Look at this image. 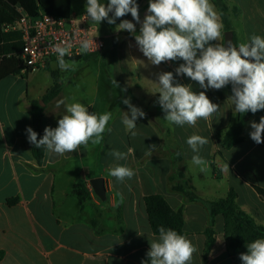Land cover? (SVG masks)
Wrapping results in <instances>:
<instances>
[{"label": "crops", "instance_id": "0c3cea01", "mask_svg": "<svg viewBox=\"0 0 264 264\" xmlns=\"http://www.w3.org/2000/svg\"><path fill=\"white\" fill-rule=\"evenodd\" d=\"M236 37V46L249 42L250 37H264V0H224ZM107 3V0H100ZM149 0H137L141 22L147 13ZM211 2V1H210ZM86 0H71L70 16L85 13ZM237 8L238 16L234 17L231 8ZM215 8V7H214ZM217 11V9L215 8ZM218 13V12H217ZM127 19L136 25L139 34L140 23L133 20L131 14L118 18L114 34L122 36L125 42L123 57L127 72L121 71L118 65H110L106 71L101 54L89 60L66 61L74 62L73 67L61 71L58 62L47 63L51 70H59L62 89L60 93L45 105L40 125L55 128L58 120L66 114V106L79 102L88 107L90 112L103 114L114 112L99 145L88 144V149L79 147L75 152L57 155L45 150L41 168L39 169L29 153V141L26 128L30 127V102L39 101L52 84L48 83L39 92L28 89L27 79L11 75L9 71L0 72V264H142L147 262V252L152 240L157 239L151 232L143 197L152 194L161 195L169 206L176 210L180 207L184 212L183 230L186 237L197 248L191 264H233V258H240L247 252V244L229 254L225 248L221 215L214 218L216 242L206 263L202 262L205 243L203 231L208 223V213L203 206L195 202H186L183 195L171 190L167 181L171 163L167 152L158 154L161 136L153 122L164 118L165 113L157 103L159 98L158 75L162 72H173L183 61L152 65L136 44L134 34L126 30L117 32V25ZM117 41H119L117 39ZM223 43V39L217 41ZM107 50V49H106ZM105 52V51H104ZM4 59L1 60V63ZM1 70V67H0ZM71 74L70 82L77 86L89 84L92 76L98 85L106 86V95L96 93L86 96L65 93V76ZM115 79L119 87L112 83ZM183 84H191L193 91H204L196 82L185 76H176ZM26 81L24 86L23 82ZM88 81V82H87ZM126 89V91H122ZM80 89H77V92ZM214 90V89H209ZM73 91V90H72ZM223 99L214 102L220 105L219 110L207 121L200 119L195 126L185 124L178 126L163 122L162 127L168 128L173 142L180 148L182 160L180 169L195 188L197 194L207 200L223 198L232 189L236 193L237 205L251 215L257 222L264 225V200L254 186L264 189V148L250 138L252 121L259 123L261 116H254L243 131L244 141L222 151V157L229 170L225 176L216 179L210 169V160L215 148L214 134L217 130L229 125L234 105L228 97L231 85L218 90ZM104 104L96 105L97 98ZM125 98L145 112L138 118L137 126L128 129L123 124L124 112H129L122 103ZM63 101V103H60ZM43 105V106H44ZM42 106V105H41ZM135 132L136 135H132ZM193 134L208 138L199 155L207 161V170L201 171L200 166L192 163L194 153L186 143ZM155 145L149 153V147ZM117 150L127 154V159L116 160L111 152ZM93 156L92 163L89 160ZM79 162V164H78ZM88 168V181L95 177H103L106 200L99 203L89 186L85 188L90 194L89 202H81L69 194L66 180L55 170L64 165L71 169L75 165ZM131 168L135 175L123 182L109 175V169L116 165ZM57 182H59L57 184ZM66 191L67 196L64 194ZM16 199L12 206L7 201ZM96 207L101 212V224L105 232L95 235L88 224ZM118 210L121 224L115 223V211ZM115 232H112V231ZM150 264V262H148Z\"/></svg>", "mask_w": 264, "mask_h": 264}, {"label": "clouds", "instance_id": "9594fccd", "mask_svg": "<svg viewBox=\"0 0 264 264\" xmlns=\"http://www.w3.org/2000/svg\"><path fill=\"white\" fill-rule=\"evenodd\" d=\"M85 13L97 24L107 21L110 25L130 13L133 20L141 25L139 34H136V25L127 19L117 25L116 31L126 30L134 34L139 50L152 65L183 61L175 69L176 76L190 78L204 91H193L191 84L178 82L173 72L160 73L157 103L169 124L195 126L200 119L209 120L220 105L213 103L206 91L220 90L229 85L231 95L228 99L237 113L255 114L264 110V37L253 34L249 42L240 43L238 47L232 42H228L227 46L225 42L217 43L224 39L223 24L210 0H149L142 22L137 0H107V3L86 0ZM89 47V42L84 41L81 51L87 52ZM54 51L61 71L73 67L74 62L64 59L68 55V47L57 44ZM112 83L119 87L115 79ZM122 103L129 109V112H124L122 122L128 129H134L137 119L143 118L145 112L134 106L130 98L123 99ZM111 118V112L96 114L82 103H70L66 106V114L58 120L57 127H45L40 139L31 127H27V138L36 148L64 155L89 143L99 145L103 133L111 131L107 128ZM250 127V138L256 144L264 143V116L260 117L259 123L252 121ZM186 143L194 153L192 163L200 166L202 172L206 171L207 161L199 152L209 143L208 138L193 134ZM154 147H149V153ZM111 155L116 160L127 159L126 153L117 150H113ZM225 170H229L228 164ZM109 175L123 182L131 179L135 172L118 164L109 169ZM149 243L148 261L142 264H191L197 251L185 235L164 227L159 228L158 238ZM246 247L247 252L240 254L242 264H264V238H258Z\"/></svg>", "mask_w": 264, "mask_h": 264}, {"label": "trees", "instance_id": "16d2710c", "mask_svg": "<svg viewBox=\"0 0 264 264\" xmlns=\"http://www.w3.org/2000/svg\"><path fill=\"white\" fill-rule=\"evenodd\" d=\"M210 1L220 15V20L223 24L222 33L231 31L233 34V43L236 46L235 32L228 15V12L230 11L229 7L224 0ZM70 5L71 0H0V62L5 58H17L19 61V64L15 61L17 65L15 69L9 71V74L18 75L21 78H24L22 76L24 74L20 73L21 61L19 54L22 49L21 34L10 29L5 30L19 19L20 11L26 13L30 17H37L39 11H42L55 18L66 19L70 16ZM231 12L234 17L238 16L237 8H231ZM101 23L110 33L115 32L116 23L111 25L108 24L107 21H103ZM124 46V41H117L114 37L111 38L110 46L104 53L101 54V60L107 72H109L110 65H118L121 71L127 72L123 62ZM94 56L96 55H84L70 60L86 61ZM61 89V83L53 80L51 86L39 101H42L45 105H47L60 93ZM206 92L214 102L220 101L224 98L222 93L218 90L208 89ZM39 101L33 100L30 102V127L38 134V139L42 138L44 134V129L40 125L44 107L39 104ZM254 116H264V110L258 111L255 114L248 112L243 116H239L236 113L232 114L231 112L229 125L215 132V148L211 155L210 169L212 175L216 179H220L225 176L224 170L227 163L222 157V151L244 141L243 131ZM153 125L161 136V145L159 147L158 154L167 152L170 158L171 170L167 181L171 184V190L182 194L186 202L199 203L208 213V223L203 231L205 243L202 254V262H207L216 242L214 218L217 215H221L223 217L225 248L229 254L236 253L243 244L251 243L258 238H264V225L257 222L251 215L237 205V196L232 189H230L223 198L215 200L203 199L197 194L190 180L185 178L184 173L180 169L182 153L180 148L173 142L169 129L162 126L160 127L156 122H153ZM258 145L264 148V143ZM29 153L36 166L39 167V169L34 170L43 172L44 170L41 166L43 163L45 149L36 148L30 143ZM253 189L257 195L264 200V189L256 186H254ZM68 192L69 194L76 196L81 202H89L91 200L90 194L85 186L82 188L79 185H75ZM15 202L16 199L8 200L7 205L12 206ZM143 202L148 223L154 236L159 235L160 227L173 229L179 234L186 236L183 230L184 212L182 207L176 210L172 209L165 199L158 194L144 196ZM99 203L103 204L104 202L99 200ZM93 208L94 215L88 220V224L92 228L94 234L99 236L105 232V228L101 224V212L95 206ZM115 223L117 225L121 224V217L118 210L115 211ZM112 232L115 231L113 230ZM1 257L2 253L0 252V259ZM232 262L233 264H242L240 258H233Z\"/></svg>", "mask_w": 264, "mask_h": 264}, {"label": "built area", "instance_id": "2783aa9c", "mask_svg": "<svg viewBox=\"0 0 264 264\" xmlns=\"http://www.w3.org/2000/svg\"><path fill=\"white\" fill-rule=\"evenodd\" d=\"M9 29L21 34V74L35 72L43 69L50 61H57L54 51L57 44L68 47L65 60L84 55H99L106 48L103 37L91 25L86 13L78 17L71 15L66 19H58L42 11H39L37 17H30L20 11L19 19L5 30ZM84 41L90 44L87 52L81 51Z\"/></svg>", "mask_w": 264, "mask_h": 264}, {"label": "rangeland", "instance_id": "374dc122", "mask_svg": "<svg viewBox=\"0 0 264 264\" xmlns=\"http://www.w3.org/2000/svg\"><path fill=\"white\" fill-rule=\"evenodd\" d=\"M90 23H91V25L96 27L97 32L99 33V35L103 37V39L105 41V44H106V48H105L104 51H106V49H108V47L110 46V40H111L112 37L118 39L119 41H122L124 39V37H122V36H117L114 33H110L103 26L102 23L97 24V23L93 22L91 19H90ZM104 51L102 53H104ZM15 61H16L17 64H19V61H18L17 58L16 59L15 58H5L4 61L0 65V67H1L0 72H4L6 70H8V71L11 70L12 71L13 69H15V67L17 65L15 63ZM66 61H73V60H66ZM123 62L125 63L124 58H123ZM58 71L59 70H51L50 67L46 65L43 69H39V70H37L35 72H32V74L30 76H29L30 73L29 74L25 73L22 76L24 77L23 80H26L28 78V76H29V78L27 79V86H28V89L34 93V92H39V90L43 89L48 83L51 84V80H52V82H53V80L54 81L56 80L58 83H62L61 79L59 77L60 72H58ZM71 77H72L71 74H66V76L64 78L65 82H66V84H65V93L66 94H70V93L72 94V92H73L74 95L84 94V96H86L88 93H90V95H92V94L96 93L97 88L99 89V92H98L99 95H102V94L106 95L109 92V91H105L104 90V89H107V87L106 86H102V81L100 82V86H97L98 85V79H97V83H96V80L92 76H89V84L88 85L85 84L82 87L80 85L76 87L75 83H78V82H70ZM23 83H24L23 85L25 86L26 85V81L23 82ZM77 89H80V90L77 92ZM40 99H41V97L39 98V100ZM39 104H40V102H39ZM103 104L104 103L101 102L100 98L98 97L97 101H96L97 107L101 106ZM43 107H45V105ZM96 111L97 110H95V113H96ZM111 113H112V116H113L114 112L111 111ZM165 121L166 120L164 118H161L156 123L161 127V126L164 125L163 122H165ZM81 148L86 150V149H88V145L86 147L85 146H81ZM90 158L91 159L89 160V164L92 163L93 156L91 155ZM78 164H79V162H78ZM55 171H56V173L59 174V176L61 178L66 180V184L65 185H68L67 186V189L69 188L68 190H70L75 185H79L82 188H84V186L88 185L90 190H91L89 181L87 179L90 176V174L88 172V168H84L81 164L80 165H75L72 169L70 167H67V166L64 165L62 168L58 167L57 170H55ZM82 172H83V175L81 174ZM58 183L59 182H57V184ZM66 191L67 190L64 191V194L67 196ZM94 197H95V195H94ZM95 199H96V201H99L96 197H95Z\"/></svg>", "mask_w": 264, "mask_h": 264}, {"label": "water", "instance_id": "95a60500", "mask_svg": "<svg viewBox=\"0 0 264 264\" xmlns=\"http://www.w3.org/2000/svg\"><path fill=\"white\" fill-rule=\"evenodd\" d=\"M223 34H224L223 43L225 42V46H227L228 42L233 43V34L231 31H226ZM39 102H40V105H42V106L44 105V103L42 101H39ZM81 174L83 175V172ZM89 184H90L91 190L94 193V195L100 201L104 202L106 200V190H105L103 177L92 178L89 180Z\"/></svg>", "mask_w": 264, "mask_h": 264}]
</instances>
